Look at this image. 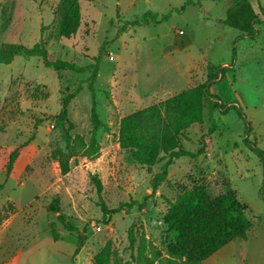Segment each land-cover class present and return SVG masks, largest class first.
<instances>
[{
	"label": "rangeland",
	"instance_id": "rangeland-1",
	"mask_svg": "<svg viewBox=\"0 0 264 264\" xmlns=\"http://www.w3.org/2000/svg\"><path fill=\"white\" fill-rule=\"evenodd\" d=\"M59 1L0 0V47L31 46L41 36L55 58L82 67L96 57L94 99L105 126L96 131L97 154H86L92 69L56 71L22 52L0 63V264H93L107 241L110 264H134L130 227L145 238L155 264H177L167 253L172 238L162 217L169 201L196 185L210 196L234 190L252 222L245 238L233 239L203 264H264V18L247 36L223 22L227 9L242 0H79V27L64 38L56 35ZM147 10L168 17L142 22ZM205 80L210 99L222 108L205 104L203 122L181 139L185 149L203 146V152L172 159L151 192V179L168 155L150 168L136 163L118 146L119 119ZM77 87L67 119L58 117L62 98ZM57 149L70 154L65 173L53 156ZM53 197L74 230L48 209ZM101 201L110 209L133 204L106 220ZM79 233L84 240L75 251Z\"/></svg>",
	"mask_w": 264,
	"mask_h": 264
},
{
	"label": "trees",
	"instance_id": "trees-1",
	"mask_svg": "<svg viewBox=\"0 0 264 264\" xmlns=\"http://www.w3.org/2000/svg\"><path fill=\"white\" fill-rule=\"evenodd\" d=\"M57 10L59 17L56 24V35L69 38L76 33L80 24L79 0H60ZM167 17L168 13L159 14L147 10L143 13L142 22L149 19L158 23L166 20ZM263 18L264 6L261 0H242L241 3L232 5L227 9L223 22L225 25L237 29L241 34L253 36L257 33L258 24ZM130 23L138 24L141 22L133 20ZM124 30L125 25L123 24L121 31ZM20 52L28 56H39L45 67L53 68L56 71L83 72L92 69L87 77L88 88L92 95L89 112L91 130L84 151L88 155L97 154L99 145L96 140V131L105 126L98 117L93 91L98 59L94 57L93 63L80 67L75 62L55 58L48 52L40 36L39 40L31 46H24L19 43L2 44L0 63H10L13 57ZM208 86L209 81L205 80L120 117L117 133L118 146L120 149L128 150L136 163L150 168L162 154L168 155L166 162L161 165L160 171L155 173L151 179V192L155 191L159 182L165 178L172 159L181 156L197 157L203 152V146L196 151L185 149L181 144V139L185 137V131L188 127L203 122L205 104L210 108H217L218 106L222 108L221 104L210 99ZM78 90L79 87L62 98L58 117L67 119V105ZM212 129L213 127H210L208 130L211 132ZM69 143L70 135L66 134V144ZM18 149L19 146L9 153L5 164L6 177L12 170L14 161L18 156ZM53 156L57 158L62 172H67V160L70 154L57 149L53 152ZM91 179L95 184L97 194L100 195L102 185L99 178L93 174ZM2 187L3 183H0V189ZM143 199L145 198L143 197ZM132 204V202L120 203L110 209L102 201L98 203L103 219L106 220L112 213L129 209ZM139 206H142V202ZM48 209L58 213L57 197L51 199ZM246 210V204L238 199L234 190L210 196L203 186L196 185L182 191L173 201L168 202V208L162 217L172 238L167 245L168 255L173 260L178 261L177 264H203L206 258L233 239L245 238L246 231L252 225ZM57 219L66 230H74L64 215L58 213ZM53 236L55 238L54 234ZM128 239L131 250L135 251V254H132L134 264H155L153 257L146 254V240L143 236L138 239L130 227ZM83 240L84 234L79 233L75 251L82 245ZM159 255L157 254V256ZM111 257V243L107 241L92 256V263L110 264Z\"/></svg>",
	"mask_w": 264,
	"mask_h": 264
},
{
	"label": "built area",
	"instance_id": "built-area-1",
	"mask_svg": "<svg viewBox=\"0 0 264 264\" xmlns=\"http://www.w3.org/2000/svg\"><path fill=\"white\" fill-rule=\"evenodd\" d=\"M180 33H182L183 31L182 30H179Z\"/></svg>",
	"mask_w": 264,
	"mask_h": 264
}]
</instances>
